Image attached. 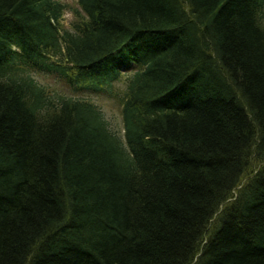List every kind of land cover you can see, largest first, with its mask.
Returning <instances> with one entry per match:
<instances>
[{
    "label": "trees",
    "instance_id": "16d2710c",
    "mask_svg": "<svg viewBox=\"0 0 264 264\" xmlns=\"http://www.w3.org/2000/svg\"><path fill=\"white\" fill-rule=\"evenodd\" d=\"M77 4L0 0V264H264V0Z\"/></svg>",
    "mask_w": 264,
    "mask_h": 264
},
{
    "label": "rangeland",
    "instance_id": "374dc122",
    "mask_svg": "<svg viewBox=\"0 0 264 264\" xmlns=\"http://www.w3.org/2000/svg\"><path fill=\"white\" fill-rule=\"evenodd\" d=\"M65 6L63 14L62 25L64 27H70L71 22L74 20L75 8H78L77 0H59ZM121 78L113 83L111 91L104 90L99 93H73L63 83L60 77L55 74H38L36 80L42 85L50 88L52 93H59L66 96H81L88 98L95 102L102 110L104 117L109 123L110 127L118 131L122 128L121 121V101L120 95L125 88V76L122 74Z\"/></svg>",
    "mask_w": 264,
    "mask_h": 264
}]
</instances>
